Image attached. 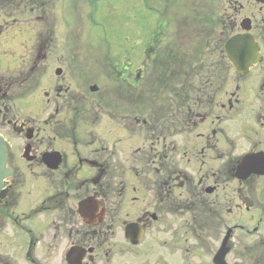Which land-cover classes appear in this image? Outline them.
Here are the masks:
<instances>
[{"label": "flooded vegetation", "instance_id": "af4514ba", "mask_svg": "<svg viewBox=\"0 0 264 264\" xmlns=\"http://www.w3.org/2000/svg\"><path fill=\"white\" fill-rule=\"evenodd\" d=\"M56 1L0 0L1 40L33 35L35 45L28 71L0 74L9 172L0 185V264H217L221 254L224 264H236L233 254L240 264H264V3L225 0L223 56L237 75H218V82L213 75L190 98L173 83L182 75H163L177 97L168 105L175 113L148 126L155 155L120 168L113 162L120 139L105 157L106 144L93 134L108 106L88 96L99 87L85 83L71 92L68 81L81 75H62L61 67L52 76L43 75L46 66L35 73L54 55L56 23L66 17ZM235 36L256 47L258 60L246 72L224 51ZM123 76L113 77L134 93L140 71ZM44 80L49 90L41 89ZM35 94L44 97L37 113L22 115L20 103ZM80 125L91 128L90 142L77 134ZM246 157L252 161L239 177Z\"/></svg>", "mask_w": 264, "mask_h": 264}, {"label": "rangeland", "instance_id": "374dc122", "mask_svg": "<svg viewBox=\"0 0 264 264\" xmlns=\"http://www.w3.org/2000/svg\"><path fill=\"white\" fill-rule=\"evenodd\" d=\"M31 6L30 3L26 8ZM225 6V0H57L56 9L65 8L66 17L62 22L57 19L56 30L59 31L54 55L44 64L40 63L35 73L41 74L46 66L43 75H54L56 67L63 69L62 75H81L68 81L71 92L80 90L85 83L96 84L99 92L85 95L94 96V104L102 97L108 102L107 107L103 104L104 115L93 132L106 144L104 156L112 151L111 143L120 139L118 160L114 158L113 162L118 164L119 161L120 168L140 167L149 161L148 154L156 153L154 148L150 149L156 138L153 134L148 137V126H159L167 113H175L168 107L175 94L163 85V75H182L173 83L178 86L181 82L182 95L189 93V98L213 75L217 82L218 75H237L223 56ZM27 9L31 16L37 14ZM2 16L0 13V19ZM2 38L0 36V74L28 71L30 58L26 55L34 52V36L19 37L14 44L4 43ZM137 71L142 77L134 93L124 80H115L119 75H136ZM144 75L150 77V86ZM50 88L49 82L44 80L41 89ZM145 88H149L148 99ZM113 99L117 107L113 106ZM42 100L41 94H35L20 103L25 106L19 110L22 115H34ZM116 113L119 114L117 124L113 122ZM143 119L151 121L150 124H140ZM89 129V125H80L77 129V134L86 136L87 142L92 140L86 135ZM239 258L231 256L236 264H240Z\"/></svg>", "mask_w": 264, "mask_h": 264}, {"label": "water", "instance_id": "95a60500", "mask_svg": "<svg viewBox=\"0 0 264 264\" xmlns=\"http://www.w3.org/2000/svg\"><path fill=\"white\" fill-rule=\"evenodd\" d=\"M258 2H263L264 0H256ZM225 49L227 55L239 72H246L248 66L256 62L258 60V55L256 53V47L252 44L251 39L247 38V36H235L231 38L225 45ZM95 90L94 88H91ZM7 158L6 148L4 147L3 143L0 141V185L1 180L4 176H6L9 172L5 168ZM257 160V159H256ZM260 160V159H259ZM252 161V157H246L242 160L241 164L238 168V176L242 177V173L246 172V166ZM261 163V160H260ZM217 264H224L223 263V254L217 256L216 260Z\"/></svg>", "mask_w": 264, "mask_h": 264}]
</instances>
